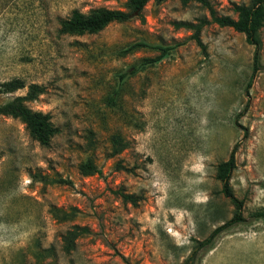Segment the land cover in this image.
I'll list each match as a JSON object with an SVG mask.
<instances>
[{"label":"rangeland","instance_id":"374dc122","mask_svg":"<svg viewBox=\"0 0 264 264\" xmlns=\"http://www.w3.org/2000/svg\"><path fill=\"white\" fill-rule=\"evenodd\" d=\"M124 1L0 0V82L41 86L27 106L47 113L58 130L41 147L18 120L0 116V264H182L194 240L232 216L214 175L233 148L229 186L244 221L190 264H264V220L251 218L264 211V26L247 93L253 48L242 34L208 23L199 35L202 52L189 30L173 26L210 20L196 2L148 3L143 21L111 23L92 35L57 34L59 20L74 9H121ZM207 2L217 16L234 18L233 6L247 0ZM134 43L181 45L120 80L129 66L157 54L146 47L121 54ZM24 93L1 96L0 103ZM113 133L127 147L107 158ZM87 157L100 174L78 173ZM119 192L134 204L123 203ZM51 207L73 208L75 216L58 222ZM72 225L89 233L64 254L61 236ZM48 248L51 256H37Z\"/></svg>","mask_w":264,"mask_h":264},{"label":"trees","instance_id":"16d2710c","mask_svg":"<svg viewBox=\"0 0 264 264\" xmlns=\"http://www.w3.org/2000/svg\"><path fill=\"white\" fill-rule=\"evenodd\" d=\"M167 1L172 0H125L121 9L93 8L85 13H81L74 9L67 17L59 20L57 34L63 36L92 35L102 31L111 23H126L131 20L143 21V10L148 3L160 4ZM177 1L182 4L188 2L199 3L209 12V21L201 19L196 24L186 22L173 24L175 28L189 30L191 33L188 36V39L193 41L200 51L204 52L205 49L200 40V31L203 26L208 23H213L218 27L230 28L233 31L242 34L245 43L252 46L253 52L250 75L244 89L245 93H247V89H249L251 81L259 69L260 50L262 45L259 32L264 26V0H247L246 4L234 5L232 8L233 13L235 14L234 18L229 16H217L207 0ZM180 45L181 43H175L168 46H149L142 43H134L127 46L121 54L124 55L131 53L141 47L151 48L155 50L157 54L152 58H143L132 64L125 70V72L119 75V79L122 80L127 76L135 75L138 71L159 63L161 60L168 57ZM24 88L25 93L23 95L15 96L10 100L0 103V116L18 120L23 125L24 130L31 140L35 141L41 147H48L52 138L58 133L57 128L53 126L50 121V116L47 113L33 111L27 106V103L35 101L37 97L43 93V88L37 84H28L25 86L21 80L12 78L0 82V97L15 93ZM109 99L112 105H115L116 97L113 96ZM89 135L86 137L87 147H92L93 141ZM108 141L109 148L108 153L106 154L107 158L116 157L127 147V143L119 133L111 134ZM234 149L235 148L230 151L225 161H221L215 166L214 175V179L220 184L219 193L226 198L233 207L232 216L222 225L214 228L205 239L201 241L194 240L193 249L182 264H190L199 251L211 248L216 236L223 233L231 226L244 221L241 216L242 202L233 196L231 187L229 186L230 175L235 168ZM115 167L118 170H125V168L119 163H116ZM77 170L83 177L100 174V170L97 168L91 157H87L79 163ZM54 182L70 184L69 181L59 179L54 180ZM118 197L123 203L134 204V199L131 195L119 192ZM49 213L52 218L58 222L70 221L75 216L73 208L64 211L59 208L51 207L49 208ZM251 218L254 220H264V211L251 214ZM88 233L86 227L72 225L61 236V251L64 254H70L75 249L76 240ZM51 253L52 249L48 248L42 252H38L37 256L43 258L44 256H51Z\"/></svg>","mask_w":264,"mask_h":264}]
</instances>
